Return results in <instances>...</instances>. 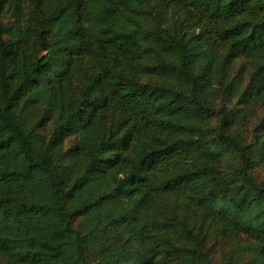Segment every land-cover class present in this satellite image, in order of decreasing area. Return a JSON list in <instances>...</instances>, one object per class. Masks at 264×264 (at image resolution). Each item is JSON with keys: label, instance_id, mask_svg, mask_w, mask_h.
<instances>
[{"label": "trees", "instance_id": "1", "mask_svg": "<svg viewBox=\"0 0 264 264\" xmlns=\"http://www.w3.org/2000/svg\"><path fill=\"white\" fill-rule=\"evenodd\" d=\"M259 108L264 0H0V264H264Z\"/></svg>", "mask_w": 264, "mask_h": 264}, {"label": "rangeland", "instance_id": "2", "mask_svg": "<svg viewBox=\"0 0 264 264\" xmlns=\"http://www.w3.org/2000/svg\"><path fill=\"white\" fill-rule=\"evenodd\" d=\"M6 22V21H5ZM242 62H239L236 64V76L241 78L243 80V84H246L248 81V74H249V68L247 66H242ZM245 86V85H244ZM215 97V98H214ZM209 105L213 108H219L222 105H226L227 108H230L232 110H239L240 105L238 104L237 100H231L230 98L226 97L222 89H218L215 87L212 91V96L209 99ZM255 116L251 120V123L248 124L246 122V125L244 127H240V132H243L244 135V141L246 144H250V142L253 141L254 133H255V127L258 124V121L264 116V110L259 108L258 111H255ZM49 125H46L44 128H38L39 133L48 134L50 127ZM238 128L231 129L232 132L236 133ZM75 145V140L73 139H67L65 142L66 148H72ZM240 165V161L238 156L236 157L235 154L230 151L227 152L226 157L220 162L219 168L224 170H233L237 169ZM250 173L253 174L252 177L257 181L259 184H264V161L256 160L252 164V169H250ZM227 182H231V179H228ZM170 209L175 211L177 210L179 215H182L185 211L184 207L181 204H174L173 202L169 205ZM214 241H217L218 238H221L220 236H211ZM241 240L247 245V241L245 238H247L246 234H242L240 237ZM220 241V239H219ZM221 243V241H220ZM222 244V243H221ZM234 243H229L228 247L233 246ZM222 253H226V251L222 249L215 248L212 250V256L215 259H218ZM236 264H249V257L247 255H240L237 258Z\"/></svg>", "mask_w": 264, "mask_h": 264}]
</instances>
